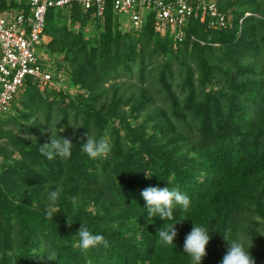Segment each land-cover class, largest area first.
I'll return each instance as SVG.
<instances>
[{"label":"trees","instance_id":"16d2710c","mask_svg":"<svg viewBox=\"0 0 264 264\" xmlns=\"http://www.w3.org/2000/svg\"><path fill=\"white\" fill-rule=\"evenodd\" d=\"M217 1L233 10L236 27L211 30L192 19L188 39L176 47L152 18L132 34L121 32L111 2L103 16L76 3L48 11V62L61 69L62 54L73 68L71 85L86 94L52 87L41 93L28 79L23 107L11 115L25 134L0 129V140L8 139L0 142V264H192L183 243L194 224L211 235L201 264H220L229 246L224 236L242 240L264 264V0ZM21 6L0 0L3 11ZM66 10L83 28L96 20L99 36L88 41L62 24ZM118 75L137 78L138 87ZM47 95L62 97L56 129L58 101ZM36 114L42 117L32 119ZM71 117L82 122L72 135ZM85 133L108 140L106 158L82 152ZM28 134L35 139L26 140ZM51 134L72 141L71 158L41 155ZM149 186L179 189L189 209L176 205L172 220H149L140 195ZM53 190L59 212L48 220ZM175 223L174 244H158V229ZM83 225L108 247L82 250ZM51 251L56 260L48 259Z\"/></svg>","mask_w":264,"mask_h":264},{"label":"built area","instance_id":"2783aa9c","mask_svg":"<svg viewBox=\"0 0 264 264\" xmlns=\"http://www.w3.org/2000/svg\"><path fill=\"white\" fill-rule=\"evenodd\" d=\"M119 15L128 17L131 27L140 29L152 18L161 36H169L175 43L188 39L192 19L211 30L236 27L232 10H222L217 0H20L25 6L0 11V117L9 112L28 79L36 85L64 88L66 76L38 52L48 43L45 28L47 14L52 8H66L79 4L83 9L96 8L103 16L108 3ZM250 15V13H247ZM244 18L239 21L242 30ZM192 40H198L194 35ZM50 65L52 69L45 68Z\"/></svg>","mask_w":264,"mask_h":264},{"label":"clouds","instance_id":"9594fccd","mask_svg":"<svg viewBox=\"0 0 264 264\" xmlns=\"http://www.w3.org/2000/svg\"><path fill=\"white\" fill-rule=\"evenodd\" d=\"M85 135L87 139L82 144V152L90 159L106 158L109 155L111 145L106 138L97 140L89 136L88 133H85ZM25 139L32 140L35 139V137L28 134L25 135ZM72 146L73 143L69 138H54L51 134L50 142L40 145L39 152L49 160L56 156L63 160H67L72 156ZM140 195L146 202L145 210L149 220L153 217H159L164 221L172 220L174 206L178 205L182 210L187 211L191 204L190 198L177 188L169 189V187L149 186L143 189ZM58 197V190H53L49 194L50 203L45 213V218L48 220H52L54 214L59 212V209L55 206ZM73 202H75V198H73ZM68 224L71 225L72 223L68 220ZM176 224L177 223L164 224L162 228L158 229L156 234L158 237V244L163 246H171L174 244V240L178 234L175 228ZM78 236L79 247L82 250L88 251L98 248L101 245L108 247V241L103 235H94L85 225L78 230ZM224 238L229 246L220 264H256L255 258L250 255L242 240H232L229 242L225 236ZM210 239L211 235L206 227L196 226L194 224L191 231L186 235L183 243V252L191 258L192 264H201L202 259L207 255L206 246L209 244ZM47 257L50 260H56L57 254L55 251H51L47 254Z\"/></svg>","mask_w":264,"mask_h":264},{"label":"rangeland","instance_id":"374dc122","mask_svg":"<svg viewBox=\"0 0 264 264\" xmlns=\"http://www.w3.org/2000/svg\"><path fill=\"white\" fill-rule=\"evenodd\" d=\"M254 15L257 16V17L260 16V14H258V13L254 14ZM118 18L122 22L121 23V27H120L121 28V32H126V33L132 34L134 31H133V27H131V24L128 21V17L125 16V15L124 16L123 15H120V16H118ZM61 21H62L61 22L62 24H67L71 30H73L75 32H83L84 35H85V38L88 41H93L96 37L99 36L100 30L98 29V22L96 20L90 21L83 28V26L81 27V25L79 23L74 24V23L71 22V20H70V11L66 10V11H63V17H62ZM239 32H241V31H239ZM51 39H52V37H49V36L47 37V41L48 42L51 41ZM176 45H179V43H175V47H176ZM90 46H91V44H90ZM38 52H40V53L42 52L43 53L44 52L43 51V48L39 49ZM42 57L44 59H46V61L48 62V59L46 57V54L42 55ZM63 57L64 56L61 54V55H58L57 58H56V60H57V62L59 64V68H61V69H58L59 70V73L65 75V76L68 75V74L70 75V76L69 75L66 76V77H69V81L66 82V83H64V86L63 87L66 88L67 90H69L74 95H77V93H79V92L86 94V91L84 89H81L80 88V91H78L79 88H76V87H74V85H71V82H70L71 81V78L70 77H71V72H72V69L73 68H72V66L68 62H66V61L63 62L62 61L63 60ZM156 61L157 60H155V62ZM160 61H162V59H160ZM48 64H49V62H48ZM155 65H157V64H155ZM178 66H180V64H178L175 61H173V67L178 68ZM45 68H48V69H52L53 70V68H51L50 65L45 66ZM122 79L125 80V81H127L128 83L131 82L132 83V87H133L134 84L136 85L137 82H138V79L137 78L130 79L129 77H122L120 75H118L117 78H116L117 81L122 80ZM132 80H134L135 82H133ZM112 81L113 80H108L105 83V85L106 86H109V84ZM36 86H37V88L39 89V91L41 93H46L47 94L48 93V90L49 91L52 90V89H50V87L47 88V86H45L43 84L36 85ZM136 86L138 87V85H136ZM137 87H135V89H137ZM56 91H59V89H56ZM26 93H27V90H25V88L22 89V91H20L19 94L16 97V103H15V106H14L15 108L13 107V109L11 110V112L8 113V115L5 114L4 117H1L0 118V126H1L0 129H2V131H5V130L9 129V130H12L14 133L19 134V135H24L25 134L24 132H19L18 126L16 125L17 123H16V121L14 122L11 119V115L14 114V113H16V108L17 107H19V108H22L23 107L22 106V101L25 100V98H26L25 97V94ZM47 96L49 97V100H53V101L55 100L56 103L58 101V103L55 105V108H54V111H53V114H54V122H53V125H54V128L56 129V127L58 126V123L60 121V119H58V116H59L60 112L57 109V107L59 106V103L61 102L62 97L57 98L58 97L57 95L56 96L55 95H47ZM64 101L65 102H68V99L66 98ZM62 108H64V105L62 106ZM41 114H36L35 116L32 117V119H36L37 118V115L40 116V117H42ZM81 125H82L81 120L79 122H76L75 119L73 117H71L70 118V124H69L71 135H72V133H75L76 130ZM71 126H72V130H71ZM0 142L7 143L8 142V139L6 137H4V138H2L0 140ZM15 156L17 157L18 154H16ZM1 161H2V158H0V163H1ZM1 170L2 169L0 167V171Z\"/></svg>","mask_w":264,"mask_h":264},{"label":"crops","instance_id":"0c3cea01","mask_svg":"<svg viewBox=\"0 0 264 264\" xmlns=\"http://www.w3.org/2000/svg\"><path fill=\"white\" fill-rule=\"evenodd\" d=\"M9 1H11V0H9ZM17 1L20 2V0H17ZM0 11H3V10L0 9ZM5 11H6V10H5ZM47 37H48V35H47ZM49 37H50V36H49Z\"/></svg>","mask_w":264,"mask_h":264}]
</instances>
